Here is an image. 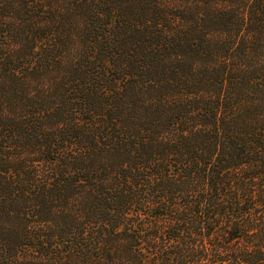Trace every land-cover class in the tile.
<instances>
[{
	"label": "trees",
	"instance_id": "16d2710c",
	"mask_svg": "<svg viewBox=\"0 0 264 264\" xmlns=\"http://www.w3.org/2000/svg\"><path fill=\"white\" fill-rule=\"evenodd\" d=\"M0 264H264V0H0Z\"/></svg>",
	"mask_w": 264,
	"mask_h": 264
}]
</instances>
